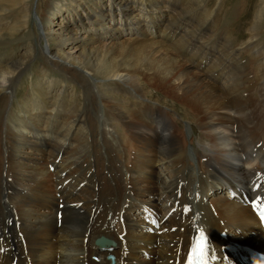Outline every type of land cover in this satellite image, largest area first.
Returning <instances> with one entry per match:
<instances>
[{"label":"bare ground","instance_id":"obj_1","mask_svg":"<svg viewBox=\"0 0 264 264\" xmlns=\"http://www.w3.org/2000/svg\"><path fill=\"white\" fill-rule=\"evenodd\" d=\"M109 1L106 16L118 10L124 24H129L128 9H136L146 16L137 18L135 26L141 25L149 33L159 27V14L152 11L146 14L150 3ZM188 1L191 5L164 26L165 40H174L180 27L192 23L199 12L202 0ZM237 10L243 11L238 25L243 27L248 37L245 42L251 46L262 30L264 0H232L229 7L218 13V27L223 26V20L226 25L230 24V17ZM204 26L205 23L194 24L189 34H183L182 42H177L180 52L187 53L193 36ZM228 29L230 32L232 28ZM253 47L262 71L260 83L264 85V44ZM208 49L205 46L192 54L191 64L203 62ZM33 51L27 49V55L19 60L8 58L7 65L1 69L4 81L10 70L16 69L11 80L14 83L30 68ZM85 51L86 58L75 66L62 63L55 68L83 88L86 104L68 121L70 124L65 131L64 124L49 126L51 133L64 139L70 129L72 134L76 124L87 121L81 131L85 143L69 155H64L65 148L61 144H49L52 147L47 164L49 171L40 170L39 176L35 172L26 174L12 159L21 144L15 134L3 127L12 83L8 80L0 88V264H109L105 258L107 253L114 255L112 264H187L197 229L202 230L207 239L208 264H218V258L224 259L222 264H253L247 249L264 251V235L253 206V201L260 203L264 190V91L254 103L249 95L253 86L244 85L246 81L240 78L243 67L236 60L235 51L218 55L214 65H210L211 71L201 77L191 70V65L181 64L170 51L171 54L164 52L166 56L157 58L151 67L154 78L150 85L169 90L175 103L183 109L182 114L203 127L199 138L208 152L202 154L201 150H194L198 162L204 157V175L198 174L200 170L197 172L191 162H182L178 154L182 131L173 126L174 120L161 108L142 103L136 112L125 115L111 104H103V109L98 107L102 98L94 92L93 83L87 78L91 70L85 64L96 54L90 48ZM111 60L100 61L104 84L119 87V91L126 93L138 91L141 83L135 85L127 73L128 66L124 62L110 64ZM221 80L222 84L217 85ZM31 130L34 146L49 143ZM118 130L122 131L121 135ZM130 149H133L131 156ZM158 155L162 158L158 159ZM163 157H166V165H163ZM155 159H158L156 167L164 170L171 166L170 162L179 159L170 167L167 180L154 166ZM43 172L50 174V181ZM217 185L223 186L229 197L216 194L209 207L203 203L200 190L204 187L205 192L208 187ZM86 189L88 194L79 197ZM151 192L155 193L153 199L140 198L141 194ZM165 202L168 208L175 205L178 209L180 204L188 203L195 207L194 214L182 217L170 236L147 235V225L127 218L131 208H142L146 204L148 209L156 210ZM119 217L123 218L121 223L117 221ZM229 228L234 238L222 239L221 234ZM236 252L245 259H240ZM93 256H97L96 260Z\"/></svg>","mask_w":264,"mask_h":264},{"label":"rangeland","instance_id":"obj_2","mask_svg":"<svg viewBox=\"0 0 264 264\" xmlns=\"http://www.w3.org/2000/svg\"><path fill=\"white\" fill-rule=\"evenodd\" d=\"M122 1L114 0L113 3H121ZM128 1L148 2L150 5L148 4L149 10L146 11V14L149 11L159 14L161 19L159 27L157 26L153 33H149L141 25L138 27L134 25L137 18H141L142 15L146 16L143 11L128 9L129 21L131 22L129 24H124L123 16L118 10H114L112 15L106 16L105 11L110 6L109 3L111 4L109 0H0V36H3L0 38V88L8 80L12 83L11 80H13L16 72V69L10 70L4 81L1 69L7 65L8 58L12 57L13 60H19L27 55L25 52L27 49L36 51H33L34 55L30 62V68L19 75L16 82L12 83L11 94L6 102V116L3 123L4 129L15 134L21 142L19 151L13 154L12 159H14L15 164L17 162L21 170L23 168L26 174L31 175L35 172L39 176L41 171H49L47 164L51 159L49 151L52 149L49 144H53V146L61 144L65 148L64 155H69L77 150L80 144L85 143L81 131L84 129L83 126L86 128L87 121L76 124V130L74 129L71 134L70 129L64 139L49 130L52 123L57 126L64 124L65 131L70 124L68 121L86 104L83 88L72 78L62 76V73L55 68L62 63L75 66L78 61L86 58L85 49L90 48L96 54L90 60H86L85 64H88L86 67L91 70L87 78L93 83L94 92L102 98L98 107L103 109V104H111L121 109L125 115L132 111L136 112L142 103L148 104L150 107L161 108L174 120L173 126L182 131L183 139L178 153L183 159L182 162L185 160L191 162L197 172L200 170L198 172L200 175L205 174L203 171L205 170L204 157L198 162L195 150H201L199 152L202 154L208 152L205 143L201 142L199 138V135L204 131L203 127L200 124L192 123L186 115L182 114L183 109L175 103L176 99L169 90L150 85V80L154 78L151 67L156 64L155 60L159 59L160 56H166L164 52L170 51L172 54L169 53L175 58L177 57L180 63L182 62L186 67L191 65V70L201 77V74L211 71L212 66L210 65H214L218 55L230 50L235 51L236 60L243 67L239 73L240 78L246 81V83L243 82L244 85L249 83L253 86L252 95H249L254 103L258 102V95L264 91V85L260 83L262 71L258 68L261 67L257 60L258 56L254 57V50L252 49L255 45L261 47L264 44V14L261 16L263 20L262 30L257 35L255 42L248 46L245 42L248 37L244 35L243 27L238 25L243 17V11L238 12L240 6L230 17V24L226 25V20H223L221 21L223 26L218 27L216 23L218 13L229 7L232 0H213L211 3H209L210 0H202L199 12L195 18H192V23L180 27L174 37L176 41L169 42L162 36L166 29L164 26L172 23L178 13L188 8L191 3L188 0ZM151 6H154V9ZM203 23L205 26L199 34L193 36L191 46L186 50L187 53L180 52L178 43L182 42L183 34H189L194 24ZM228 28H232L230 32ZM205 46L211 50L208 49L203 62L191 64L192 54L194 55L198 49L205 48ZM52 54L54 57H51ZM103 54L104 58H102ZM110 59H112L110 64H118V62L123 64L124 62L128 66L127 73L136 82L135 85H139L138 91L126 93L119 91V87L104 84L105 79L103 77L105 75L102 73L103 66L100 67V61L107 62ZM147 63L152 65L147 66ZM94 69L96 72L92 73ZM218 82L217 85L222 84V80ZM113 88H115L114 91ZM5 98L3 101L6 100ZM50 119L53 120L50 121ZM147 123L149 124L150 120H147ZM28 126L30 127L28 128ZM31 128L34 130V134L44 141L49 140V143L34 146ZM118 133L121 135L122 131L118 130ZM132 151L133 149H130V156ZM160 157L162 158V155L157 156L158 159ZM163 158V165H166V157ZM158 159L153 162L155 167L158 164ZM178 160L170 162V164L172 163L170 167L173 168ZM170 167H166V170L163 167L156 168L162 172V176L166 177L165 180H167ZM43 173L45 174V172ZM47 175L45 174V177L50 181L51 176L50 174ZM127 175L128 173H125V177ZM96 188V186L95 189L93 187V190L95 191ZM203 190H205L204 187L200 190L203 192V197L201 193L200 196L203 203L209 207H211V202H213L216 194L225 195L224 198L229 197V193H226L223 186L208 187L205 192ZM145 193L141 194L140 198L148 196L147 198L151 200L155 197L154 192ZM87 194L88 189L78 196H86ZM142 206V208H131L127 218H133L141 224L147 225L148 228L145 229L147 235L170 236L181 223L182 217L193 215L195 210V207L189 203L180 204L178 209L175 208V205L168 208V202L162 205L160 203L156 210L148 209L146 204ZM185 206H187L188 211H185ZM247 219L250 221L249 218ZM122 220V217L117 219L120 223ZM225 232L229 237L234 238L230 228L226 229ZM225 237L222 236L221 238L224 239ZM1 252L2 250H0ZM236 253L240 259H245V256L240 252ZM248 258L251 259V257ZM92 259L94 260V257ZM219 264H222L221 260Z\"/></svg>","mask_w":264,"mask_h":264},{"label":"snow or ice","instance_id":"obj_3","mask_svg":"<svg viewBox=\"0 0 264 264\" xmlns=\"http://www.w3.org/2000/svg\"><path fill=\"white\" fill-rule=\"evenodd\" d=\"M259 199L260 198L257 197V200ZM253 206L258 211L261 220L264 221V203L257 204L256 201H253ZM185 211H188L187 206H185ZM192 239L193 243L188 251L187 264H208L209 252L205 233L197 229L196 235ZM212 259H215L214 255Z\"/></svg>","mask_w":264,"mask_h":264}]
</instances>
